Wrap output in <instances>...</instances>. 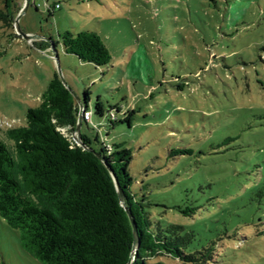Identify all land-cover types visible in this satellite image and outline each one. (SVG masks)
Wrapping results in <instances>:
<instances>
[{"label":"rangeland","instance_id":"rangeland-1","mask_svg":"<svg viewBox=\"0 0 264 264\" xmlns=\"http://www.w3.org/2000/svg\"><path fill=\"white\" fill-rule=\"evenodd\" d=\"M25 3L15 0L13 19L28 40L0 21V140L12 149L6 131L25 126L27 108L60 74L74 99L87 91L90 106L99 97L105 110L134 111L131 128L107 130V118L94 115L80 137L92 142L96 130L131 150L133 189L152 218L193 232L190 250L212 243L207 264H264V0ZM47 5L58 7L50 15ZM85 30L109 50L107 67L62 53L59 35ZM0 264H38L1 218Z\"/></svg>","mask_w":264,"mask_h":264},{"label":"trees","instance_id":"trees-1","mask_svg":"<svg viewBox=\"0 0 264 264\" xmlns=\"http://www.w3.org/2000/svg\"><path fill=\"white\" fill-rule=\"evenodd\" d=\"M0 3V21L14 28L13 17L20 11L15 0ZM57 7L47 5L48 14ZM59 44L64 55L81 64L99 69L111 62L109 50L95 32H65L59 35ZM52 48L56 53L54 43ZM77 99L82 112H91V121L94 115L107 118L108 126L103 128L122 122L131 126L134 111L119 114V108L110 106L105 110L99 97L90 106L87 91ZM78 110L54 73L39 105L27 108L25 126L6 131L12 149L0 140V218L19 232L22 252L38 264H163L156 261L158 257L183 264L210 262L212 243L190 250L193 232L152 218V204L133 189L130 149L122 143L105 144L95 130L92 142L80 137L93 152L87 151L59 131L74 133ZM94 126L101 131L102 126ZM117 187L132 222L120 205ZM176 210L185 217L194 215V209Z\"/></svg>","mask_w":264,"mask_h":264},{"label":"water","instance_id":"water-1","mask_svg":"<svg viewBox=\"0 0 264 264\" xmlns=\"http://www.w3.org/2000/svg\"><path fill=\"white\" fill-rule=\"evenodd\" d=\"M27 6H28V0H26V3H25V7H24V9H25ZM24 9H23V10H24ZM14 30H15V34H16L17 36H20V37L24 38L25 40H28V39H29L28 36L24 35V34L19 30L18 25H17V20H15V22H14ZM51 49H53V48H51ZM51 51H52V50H51ZM52 53L54 54L55 58H57L56 53H54V52H52ZM56 74H57V73H56ZM57 76L59 77V79H60L61 83L63 84V86H64L65 88H67L66 83H65L64 80L60 77V74L57 75ZM67 89H68V88H67ZM68 90H69V89H68ZM69 92H70V90H69ZM70 93H71V92H70ZM71 94H72V93H71ZM75 100H76V102L78 103L79 110H78L77 122H76V127H75V131H74V133L76 134V136L80 137V129H81V126H82V107H81V105L79 104L78 99H77L76 97H75ZM74 142H75V144H76L77 146L81 147L82 149L93 152L92 150H90L89 148H87L86 146H84V144H82V143L80 142V138H78V139H74ZM95 155H96L99 159H101V157H100L99 155H97V154H95ZM116 189H117V193H118V197H119L120 205H121V207L124 208V211L126 212L128 218H129L130 221H131L130 214H129L127 208L125 207V204H124V201H123V198H122V194H121L120 190L118 189V187H117ZM131 222H132V221H131ZM133 236H134V246H136V231H135L134 228H133Z\"/></svg>","mask_w":264,"mask_h":264},{"label":"built area","instance_id":"built-area-1","mask_svg":"<svg viewBox=\"0 0 264 264\" xmlns=\"http://www.w3.org/2000/svg\"><path fill=\"white\" fill-rule=\"evenodd\" d=\"M82 121L84 122V123H86V124H89V123H91V112L88 110V111H83L82 112ZM94 128H96V127H94ZM97 129V128H96ZM60 130H64V129H59V131ZM65 131V130H64ZM73 134H75V133H73ZM73 142H74V140H73ZM75 143V142H74Z\"/></svg>","mask_w":264,"mask_h":264},{"label":"crops","instance_id":"crops-1","mask_svg":"<svg viewBox=\"0 0 264 264\" xmlns=\"http://www.w3.org/2000/svg\"><path fill=\"white\" fill-rule=\"evenodd\" d=\"M44 51V53H46V50H43Z\"/></svg>","mask_w":264,"mask_h":264}]
</instances>
